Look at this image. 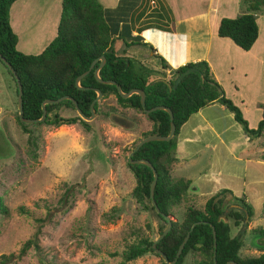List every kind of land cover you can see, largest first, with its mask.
<instances>
[{"label": "rangeland", "instance_id": "obj_1", "mask_svg": "<svg viewBox=\"0 0 264 264\" xmlns=\"http://www.w3.org/2000/svg\"><path fill=\"white\" fill-rule=\"evenodd\" d=\"M98 1L114 7L119 0ZM136 3L144 4L146 11L154 14L153 23H161L158 17H178L207 9L209 5L208 1L200 0H136ZM58 5L60 9L61 0H19L10 7L9 23L19 39L18 51L35 55L46 47L51 32H45V39L40 38L38 44H26L23 34L30 27L37 30L41 20L52 23L49 15ZM210 6L216 18H232L245 11L239 0H212ZM27 15L31 18L30 26ZM257 18L261 39L256 47L261 51L262 67L247 71L246 76L239 67L229 71L227 66L218 64L217 68L225 96L240 108L250 128L257 127L264 107V10ZM148 20L144 17L141 25ZM114 47L119 54L123 53L121 41H115ZM148 53L138 45L126 48L125 52L153 69L156 77L160 75L156 73L159 64ZM248 63L252 65L253 58ZM99 102L100 112L92 121L84 120L89 130L79 124L59 127L33 124L29 130L36 145L30 146L28 135L17 122L15 82L0 61V256H11L6 264L164 263L154 251L124 261L130 245L139 244L142 239L153 242L166 227L164 221L152 210H145L132 195L135 177L128 167L131 149L152 129L153 123L145 113L126 109L136 126L121 128L103 115L109 108L118 107L116 96L110 94ZM201 111V115L196 113L189 118L182 131L190 132L198 124L205 129V120L216 132L224 133V143L205 129L198 139L187 144L190 155L177 157L176 148L170 177L172 181H188L189 187L180 203L170 209V219L181 222L189 208L203 210L209 197L228 189L249 203L253 211L252 218L238 226H234L232 219H225L230 226L229 235L242 233L241 258L257 257L264 252V239L259 241L253 234L254 228L264 227V133L249 140L226 109L222 112L208 105ZM54 113L61 117L78 115L65 107L56 109L51 116ZM69 187L74 195L67 206H62L61 197ZM234 201L227 199L224 208L238 209ZM31 239L37 247L32 244L22 251L25 242ZM201 260L200 252H189L182 264H199Z\"/></svg>", "mask_w": 264, "mask_h": 264}, {"label": "trees", "instance_id": "obj_2", "mask_svg": "<svg viewBox=\"0 0 264 264\" xmlns=\"http://www.w3.org/2000/svg\"><path fill=\"white\" fill-rule=\"evenodd\" d=\"M16 1L0 0V54L11 64L19 78L25 118H40L42 102L46 99L56 100L62 96L72 97L81 112L89 117L90 105L97 95L93 88H97L102 93L101 100L114 94L118 104V107L106 110L104 117L124 129L135 127L136 121L125 110L133 109L145 113L139 95L132 94L129 98H122L116 86L98 82L94 78L93 71L100 64V60L80 81L82 87L90 89L83 90L75 86V79L89 68L92 61L101 56L105 58V64L99 71L101 79L115 81L121 86L123 92L133 89L143 90L147 109L165 106L172 111L175 125L174 136L169 141L144 143L132 157L133 160H148L156 169L158 179L154 199L162 213L170 214V209L180 203L189 187L188 181H172L170 169L176 160L177 137L182 126L192 115L208 105L218 103L233 115V119L241 126L249 140L259 138L264 133V107L257 127L250 128L240 108L225 96L222 85L214 77L207 61L188 62L177 68H171L160 55L153 54V58L159 64V70L156 73L160 74L153 77L155 72L153 69L125 54L126 48L137 45L147 47L154 52L151 45L142 42L141 31L151 27L166 29L153 23L154 14L147 12L144 4H138L136 0H119L114 8H108L98 0H61L56 36L40 53L28 55L17 50L18 38L9 23V9ZM239 2L245 11L234 18H221L217 35L230 39L241 50L248 51L259 35L256 18L264 10V0H239ZM140 5H143L140 11L135 12ZM144 17L150 20L140 27H135ZM132 31L137 34L131 35ZM115 41H121L124 47L122 54L116 51ZM15 86L17 94L16 82ZM60 107L76 111L70 100H63L58 104H46L44 121L34 125L46 124L59 127L79 124L89 130L88 122L78 115L61 117L54 113L51 116V113ZM94 109L95 114L100 112L99 101L94 104ZM146 116L153 125L148 133H144L143 138L151 135L166 136L169 133L170 118L167 112L156 110ZM17 122L28 135L29 145L35 146L36 141L29 130L30 125L20 122L18 115ZM128 167L135 177L132 195L145 210H152L159 219L164 221L155 212L149 197V188L153 179L152 171L141 164L128 162ZM73 195V188H67L61 197V205L67 206V201ZM230 198L235 200L233 204L238 205V209L224 208L225 201ZM19 210L23 211V208L20 207ZM246 216L248 219L253 216L249 203L241 197L234 196L230 190L224 189L209 197L203 210L189 208L181 222L173 221L171 229L156 244V247L166 255L169 262L173 261L192 224L200 222L191 231L175 264H182L184 257L194 251L203 255V260L199 264H214L212 225L216 230L217 264H226L229 261H234L236 264H264V252L257 257L241 258L239 250L242 246L240 238L242 233L234 237L229 235L230 226L226 223L227 219H232L234 226H238L244 222ZM253 234L259 238V241L263 240L264 227L254 228ZM35 243L32 239L27 240L22 251H26L32 244L37 247ZM148 251H153L152 241L142 239L139 244L128 247L124 261L135 259ZM10 258V255L0 256V264H6Z\"/></svg>", "mask_w": 264, "mask_h": 264}, {"label": "crops", "instance_id": "obj_3", "mask_svg": "<svg viewBox=\"0 0 264 264\" xmlns=\"http://www.w3.org/2000/svg\"><path fill=\"white\" fill-rule=\"evenodd\" d=\"M17 1L14 2L11 5V7L13 5H16ZM200 1H204V2L208 1L209 5L207 9H201L199 11L188 13L186 15H180L178 17L165 15L161 17V23H156V24H159L165 27L166 29H158L156 27H151L141 31L140 36L142 37V42L148 43L154 49L153 52L151 49L144 47L149 52L148 56L153 58V54L160 55L171 68H177L188 62L205 60L209 63L211 70L213 71L214 77L221 85H223V82H221V80L219 79V75L217 74V68L219 67V65L227 66L229 71H233L234 68L239 67V69L244 71L245 76L247 71L249 70L257 71L258 68H261L262 60L259 56L261 51L257 50L256 47L258 39H261L260 38L261 31H260L258 18H256L259 27L258 38L250 50L243 51L239 47H237L230 39L221 38L217 35L218 25L220 19L223 18V16H217L216 18L215 14L212 13L210 6L212 0H200ZM114 7H108V8H114ZM25 8H27V4L25 5ZM42 9L43 7H40V12ZM60 12H61V6L59 9V5H58L56 10H53L52 14L49 15V17L52 18L53 20L52 23L48 20L44 22L41 20L40 25L36 27L37 30L30 27V29H28V32L23 34L25 36L24 38L26 40V44H38V42H40L41 39L43 38L45 39V32L47 33L51 32V37L48 43L45 45L47 46L56 36V30L60 17ZM41 13L44 14V12ZM45 16H46L45 14L42 15V17L44 18ZM27 17L29 16L27 15ZM20 20H21V16H20ZM27 21L29 22V26H30L31 18L29 17ZM22 25H24V30H25L26 28L25 22L23 23L22 21ZM140 26L141 23H137L135 25V27H140ZM31 34H34V36ZM136 34L137 33L135 31H132L131 33V35L133 36ZM30 36L32 37V39H30ZM18 43H19V39L17 44ZM230 52H232L234 56L231 55ZM250 55L252 57H250ZM235 57H237L236 60L234 59ZM251 58H253L252 65L248 63L251 62ZM154 60L156 61V64H158L157 60L156 59ZM222 87H224V85ZM209 106L216 107L222 112H224L225 109L222 105L218 103H213ZM201 113H202L201 110L197 112V114L199 115H201ZM203 122L206 125L205 129L211 130L215 134L216 138H218L221 142H223L222 135L224 133H222L221 131L216 132L213 127L209 126V123H207V121L203 120ZM184 125L182 126L178 137L177 153L179 155L177 157L183 155L186 156L190 155L188 151L189 147L187 144L198 139L201 132L205 130L204 127L202 126L203 124L202 125L198 124L196 126H193L190 132H183L182 129ZM194 154L197 155V153Z\"/></svg>", "mask_w": 264, "mask_h": 264}, {"label": "water", "instance_id": "obj_4", "mask_svg": "<svg viewBox=\"0 0 264 264\" xmlns=\"http://www.w3.org/2000/svg\"><path fill=\"white\" fill-rule=\"evenodd\" d=\"M98 60H100V64L93 71L94 78L98 82H100L102 84H108V85L116 86L117 92L120 95V97H122V98H129L132 94L139 95L141 106H142V108H143V110H144V112L146 114H149V113H151L153 111H156V110H163V111L167 112L168 115H169V118H170V130H169V133L166 136L151 135V136H148V137H145V138L141 139L136 144V146L132 149V151L129 153L128 162H129V164L145 165L152 171L153 179L151 181L150 188H149V197H150V200H151V205L154 208L155 212L157 214H159V216H161L163 218V220L166 222L165 229L158 235L156 240H154L152 242V250L165 262V264H175L177 259H178V257L180 256V254H181L186 242L189 239L191 231H193L194 227L196 225H198L200 222H195L194 224H192L190 230L186 234L185 238L183 239L182 243L180 244V246H179V248L177 250L176 258L173 261L169 262L167 257H166V255L160 249H158L156 247V244L169 232V230L171 229V224H172V220L170 219V216H172V215L171 214L162 213L160 211L159 207L157 206L156 201L154 199V190H155V186H156L157 179H158V173H157L156 169L154 168V166L148 160H141V159L133 160L132 159V157L135 154V152H137L138 149L144 143L152 142V141H169L174 136L175 125L173 123L172 111L168 107H165V106H155L153 108L147 109L145 107V93H144L143 90L133 89V90H130L129 92H123L122 89H121V86L118 85L115 81L101 79L99 77V71L102 68V66L105 64L104 56H101L98 59H95L94 61H92V63L90 64L89 68L85 72L80 74L75 79V86L78 89H83V90L90 89L88 87H82L80 85V81L94 68V66H95V64H96V62ZM0 61L8 68L9 72L12 74V76H13L15 82H16V85H17V89H18V93H17V110H18V118H19L20 122H22L24 124H27V125H33V124H37V123H42L44 121L45 117H46L45 105L46 104H58V103H60L63 100H70L74 104L75 110H76L78 116L81 119L86 120V121H92L93 118L95 117L96 114H95L94 104L97 101H99L101 96H102L101 91L99 89H97V88H93V90L95 91V93L97 95H96V98L92 101V103L90 105L91 115L89 117L85 116L81 112V110L78 108L77 102L72 97H70V96H62V97H60V98H58L56 100H51V99L44 100L42 102V104H41L42 115H41L40 118H38V119H27V118H25L24 115H23L22 87H21L19 78H18L15 70L12 68L11 64L8 61H6V59L1 54H0ZM162 81L163 82H167V81H164V80H162ZM247 219L248 218L246 216L244 221L246 222ZM211 229H212V235H213V240H214V243H213V246H214L213 260H214V264H217L216 263V230H215V227L213 225L211 226ZM226 264H236V263L234 261H229Z\"/></svg>", "mask_w": 264, "mask_h": 264}]
</instances>
